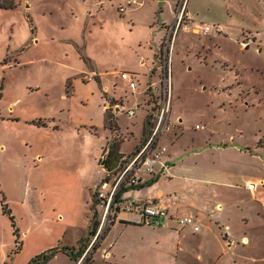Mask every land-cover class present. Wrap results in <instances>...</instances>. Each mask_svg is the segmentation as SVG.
Wrapping results in <instances>:
<instances>
[{"label":"rangeland","instance_id":"1","mask_svg":"<svg viewBox=\"0 0 264 264\" xmlns=\"http://www.w3.org/2000/svg\"><path fill=\"white\" fill-rule=\"evenodd\" d=\"M222 1L199 2L204 17L196 21L218 28L209 35L194 36L183 31L184 25L194 30L196 23L184 16L177 39L165 42L161 76L156 70L159 59L143 67L136 58L138 52L149 51L147 44L152 39L147 29L149 21L152 19L153 28L158 31L162 23L159 19L170 18L167 0L165 12H160V2L156 1L157 10L147 4L136 20L129 18V12L119 11L125 0H13L15 7L0 8V264H26L37 249L47 247L45 252L54 247L60 226L55 216L59 212L72 213L78 203L84 204L89 199V192L82 193L78 185H93L106 176L100 163L107 157L108 141L123 145L126 153L139 143L137 133L140 135L149 110L143 105L135 106L136 98L121 81L119 90L129 100L130 107L137 108L136 115L128 117V108L118 112L116 121L122 135L118 133L117 138L111 139L113 131L99 122L102 99L97 90L99 82L89 79L93 68L128 71L140 88H145L153 81L160 85V77L162 82L165 80V65L168 66L166 85L171 88L168 115L172 108L175 123L170 122L171 129L161 144L168 145L178 138L182 127L188 132L186 137L192 133L190 130L206 132L220 148L235 145L246 150L261 149L264 0H234L239 14L225 6L219 7ZM160 41L158 38V45ZM155 50L160 51V46ZM159 85L154 89L160 93L159 99L153 89L148 92L155 102L156 115L164 104L165 85L161 89ZM68 89L76 91L75 98L67 99ZM147 94L139 96V100L143 102L149 97ZM12 103H15L13 110ZM71 104L72 126L67 122L71 118ZM168 115L158 140L163 128L169 125ZM92 120L94 127L87 125ZM156 123L157 116L153 115L152 131ZM197 124L201 129L195 128ZM196 149H200L198 144ZM214 154L223 166L240 171L249 168L237 153ZM258 154L264 157V152ZM96 193L97 189L92 193L94 197ZM3 203L11 214L4 212ZM39 214L46 218H38ZM14 226L21 240L23 229H34L20 254L13 253L18 237ZM258 236L263 239L264 232ZM239 251L238 256H246ZM248 255L259 259L264 252L255 250ZM63 259L54 255L43 264H65ZM234 259L237 260L234 264H253L240 257ZM85 262L83 259L79 264Z\"/></svg>","mask_w":264,"mask_h":264},{"label":"crops","instance_id":"2","mask_svg":"<svg viewBox=\"0 0 264 264\" xmlns=\"http://www.w3.org/2000/svg\"><path fill=\"white\" fill-rule=\"evenodd\" d=\"M125 1L121 5L126 6L125 12L130 13L129 18L131 20H134L133 18L136 20L139 12L145 9L147 4L152 10H157L158 4L156 1L160 2V12L166 11V0H136V3L131 5H127L128 0ZM182 1L167 0L170 18L168 21L159 19L158 22L162 20V23L158 31L153 28L152 19L149 21L147 29L152 33V39L147 44L149 51L146 53L138 52L137 54L136 61H140L143 67L159 59L160 65L156 70L160 73V76L162 74L161 58L165 54L163 53L165 42L170 40L176 22V13ZM200 1L187 0L186 5L187 16L196 23V20L204 17L201 15L204 10L199 5ZM223 6L238 14L240 13V9L236 6L234 0H223L219 3V7ZM135 24L138 23L135 22ZM182 28L183 31L194 36L199 35L194 30L189 29L188 25H184ZM241 31L242 34L246 33L245 30ZM178 35L179 32L175 39ZM158 38L161 40L159 45ZM243 43L244 45L248 44V42ZM202 44L203 47L206 46L204 42ZM159 46L160 51L155 50ZM121 72L118 69L100 71L94 68L89 72L91 74L89 79H96L99 82L97 90L102 99L99 122L104 128L109 129L107 122L109 119L113 121L114 124L110 128L113 135L110 138L115 139L117 134H120L119 130L121 128L116 121L117 113L123 108H128L127 111L135 109L136 115V109L143 105L146 107V111L149 110V113L143 122L140 135L137 133V137L140 138L139 143L133 151L126 153L122 150L123 145L117 144L116 141H108V146L105 149L107 157L110 147L113 145L117 147L118 154L117 156L108 157L109 168L103 166L102 162L100 163L106 171V176H102V181L93 183V185L90 183L78 185L82 193L89 192V199L84 204L83 202L82 204L78 203L72 213L59 212L55 216V219L60 223L57 242L52 247L60 248L55 256L64 257L63 263L65 264H78L81 259L76 261L74 255L84 250L87 253L85 264H234L237 263L235 257L251 261L253 264L264 262V255L259 259L253 255H248L254 253L255 250L260 253L264 252V236L263 239L258 236L260 232H264V183H262L264 182V157L258 154L259 151L264 152V143L260 142L262 146L259 150L256 148L241 149L235 145H226L225 148H220L219 144L214 143L207 137L206 132L193 133L190 130L192 133L186 137L188 132L180 127L181 132L177 134L178 138H173L168 145L161 144V139L171 129L170 122L175 123L172 108L168 115L169 125L163 129L164 132L158 140V145L166 148L165 154L155 162L152 174L145 173L142 175L139 184H126L119 190V197L113 209L111 222L99 234L91 249L87 251L98 233L97 231L96 234H92L100 223L103 211V201L97 193L95 197L92 193L96 189L98 194L101 191L110 190L122 168L137 149L146 142L144 139L149 134L151 135L152 125L149 124H152V119L149 123L148 117L158 115L154 114L155 102L151 100V95L148 92L149 89L155 91L154 89L158 88L159 83L153 81L147 87L140 88L137 79H135L137 89L133 91L121 79ZM238 78L236 75L235 79L238 80ZM121 81L127 85L126 90L131 91V94L136 98L135 106L137 108H134L135 106L130 107L129 100L126 97L124 98L120 92ZM147 93L149 97H145L141 102L139 96ZM159 94L155 91L157 99H159ZM66 97H68V100L72 97L75 98L76 91L73 89L70 92L68 89ZM72 100L74 101V99ZM117 101H120L121 105ZM14 104H11V110L14 109ZM70 112L71 118L67 122L72 126L74 125V108L72 104ZM48 118V120H52L51 117ZM87 125L96 126L93 120L87 122ZM97 125L100 127L99 124ZM197 125L195 128L201 129V127L197 128ZM57 128L61 129V125H58ZM131 132L133 135L136 134L135 129ZM185 137L186 139L183 140ZM197 144L200 149L194 150ZM190 150H193V152L187 153ZM223 151L237 153L249 168L240 171V169H232L228 166L227 168L221 165L219 159H217L218 157H216L217 154L213 155V153H222ZM255 161H257V164ZM250 182L256 183L254 192L247 188ZM149 202L157 203L169 212L171 217L165 220L162 226H152L146 222L144 216L138 211H128L126 209L130 204L140 207ZM184 215L193 216L200 225V230L194 231L191 226L181 227L178 218ZM43 217L46 218L44 215H38V218ZM19 230L21 231L20 228ZM23 230L21 234L23 248L20 253L23 252L31 238V234L34 233V229ZM260 239L262 240L260 241ZM46 248L37 249L28 257V261H31L34 256L40 254ZM61 248H68V250H62ZM239 250L245 253L246 256H238Z\"/></svg>","mask_w":264,"mask_h":264},{"label":"built area","instance_id":"3","mask_svg":"<svg viewBox=\"0 0 264 264\" xmlns=\"http://www.w3.org/2000/svg\"><path fill=\"white\" fill-rule=\"evenodd\" d=\"M134 3H136V0H128L127 5H131ZM186 5H187V0H183L180 8L178 9L176 13V22L174 25V30L170 37V43L172 40L175 39L178 29L181 26L182 21L184 20V16L187 15ZM119 11L125 12L126 6L121 5L119 7ZM216 29L218 30L216 26L214 25L212 26L209 23L197 22L194 24V31L202 35H209L211 33H214ZM173 36L175 37L173 38ZM169 49L170 47L168 46L167 50L169 51ZM171 56H172V51H171ZM171 56H170V59H171ZM166 64H168V61L166 62ZM166 66L167 65H165V71H166L165 80H163V82L161 80V88L163 87V85H165L164 91H163L164 104L161 107V110L159 111L157 115L156 127L153 129L151 135L146 140V142L139 148V150L135 152V154L130 158V160L122 168L121 172L119 173L116 181L114 182L110 190L106 192L104 191L99 192L98 196L103 201L102 202L103 213H102V219H101V226L98 230V233L96 234L93 241L91 242L87 251H89L91 247L94 245V243L96 242L100 234V229H102V227L106 223L109 224L111 222L113 218V209L116 204L117 195H118L119 190L126 184H131V185L139 184L141 182L142 175L145 173L152 174L154 171L155 162L160 160L161 157L166 152V148L160 147L157 143L159 135L162 131V127L166 124L167 115H168V112L170 111L169 109H170V104H171V88H170V85L168 86L166 85L168 81V76H169V74H167L168 66L167 67ZM120 77L124 82H126L129 85L130 89H132L133 91L137 89V82L132 73L128 71H122L120 73ZM127 115L129 117H133L135 115V109L128 110ZM197 128H200V126L197 125ZM247 188L251 192H254L256 189V183L250 182L247 185ZM126 209L128 211H138L144 216L147 223L151 224L152 226H157V227L162 226V223L171 217L167 209L163 208L161 205L154 203V202L143 204L140 207L130 204L129 206L126 207ZM178 222L181 227L191 226L194 231L200 230V225L196 222L195 218L191 215H184V216L179 217ZM86 254L87 253L83 255L79 263L84 259Z\"/></svg>","mask_w":264,"mask_h":264},{"label":"trees","instance_id":"4","mask_svg":"<svg viewBox=\"0 0 264 264\" xmlns=\"http://www.w3.org/2000/svg\"><path fill=\"white\" fill-rule=\"evenodd\" d=\"M13 7H15V3L13 2V0H9L7 3L0 2V8H13ZM152 118H153V116L148 117L149 123L151 122L150 119H152ZM107 124H108V127L111 128L114 123L112 120L109 119ZM149 125L151 126L152 124L150 123ZM151 128H152V126H151ZM149 135L144 140H147ZM137 150H139V148ZM117 154H118L117 147L114 145L111 146L108 157H112V155L117 156ZM108 157L106 159V164H105V167H107V168H109ZM118 197H119V194L117 195V198ZM3 210H4V212L11 214V211L7 208V205L4 203H3ZM11 218L13 219V217H11ZM13 222H14V220H13ZM99 225H100V223L96 226L95 230L92 232L93 235L96 234V232L98 231ZM15 230H16L15 233L18 237L16 239V248L14 249L13 253L19 254L23 248V241L21 240L18 229L16 227H15ZM59 249H60L59 247H55V248H51V249H49L43 253H40V254L36 255L29 262V264H43L45 262H48L54 255H56V253L59 251ZM61 249L62 250H68V248H61ZM69 252L72 253L71 251H69ZM84 253H86L85 250L82 252H79L77 255H74L76 257V261H79V259H81L83 257ZM85 257H86V255H85ZM85 257H84V259H85Z\"/></svg>","mask_w":264,"mask_h":264},{"label":"water","instance_id":"5","mask_svg":"<svg viewBox=\"0 0 264 264\" xmlns=\"http://www.w3.org/2000/svg\"><path fill=\"white\" fill-rule=\"evenodd\" d=\"M104 160L102 161V165L104 166L106 164V158H103Z\"/></svg>","mask_w":264,"mask_h":264}]
</instances>
